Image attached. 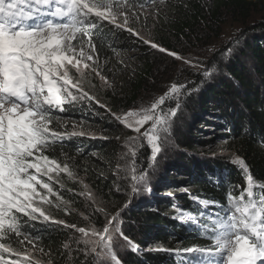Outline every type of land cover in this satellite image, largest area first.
<instances>
[{"label": "trees", "instance_id": "1", "mask_svg": "<svg viewBox=\"0 0 264 264\" xmlns=\"http://www.w3.org/2000/svg\"><path fill=\"white\" fill-rule=\"evenodd\" d=\"M116 1L139 9L159 6L153 36L169 51L196 41L207 42L210 35H227L229 24L245 28L238 32L240 38L220 46L208 59L205 71L215 69L211 76H205V71L192 77L183 75L188 76L187 88L181 93L194 90L182 96L172 117L177 123L165 152L153 159L149 145L138 149L140 174H146L149 184L146 181L140 189L136 186L138 190L130 199L115 190L114 163L116 149L124 145L123 124L107 109L117 113L134 110L152 99L148 93L157 80L168 82L179 73H175V61L161 57L108 21L90 29L96 33L92 55L99 76L85 71L83 77L75 74L70 78L79 81L82 92L94 99L66 103L64 112L53 113L49 125L56 132L83 135H65L62 143L44 150L43 154L55 158L61 167L67 164V171H54L47 178L52 193H48L44 211L49 220L25 217L27 240L14 233L0 236V243L19 253L9 257L0 252L6 259H18L21 264H116L108 255H101L95 263V258L75 250L73 229L64 226H83L81 220L87 216L94 219L97 211L85 195L88 190L110 210H120L125 203L120 212L125 218L119 227L123 236L116 233L112 239L120 264H195L199 256L184 250L212 245L197 223L221 212L229 192L235 196L246 187L245 169L239 161L254 181L264 184V0ZM71 90L76 94L75 88ZM165 103L167 108L175 107V102ZM98 126L105 138L91 134ZM217 145L223 149L221 155L201 152ZM204 153L208 157L202 156ZM253 190L259 192L260 188Z\"/></svg>", "mask_w": 264, "mask_h": 264}, {"label": "snow or ice", "instance_id": "2", "mask_svg": "<svg viewBox=\"0 0 264 264\" xmlns=\"http://www.w3.org/2000/svg\"><path fill=\"white\" fill-rule=\"evenodd\" d=\"M131 8L129 5L130 10L120 11L119 6L113 9L112 0H0V236L14 233L16 236L24 235L27 240L28 234L23 228L28 220L39 217L50 219L36 206V198L42 202L47 199L38 192L37 185L47 189L48 193H52V188L30 170L40 172L43 168L44 174L54 170L67 171V164L61 167L55 158L44 155V150L55 143H62L65 135H83L75 131L56 132L49 125L54 118L53 113L57 110L64 112L66 103L85 97L94 99L87 92H82L79 81L73 82L67 68L71 65L80 71L77 48L81 57L93 60V55L84 50L87 46L90 52H95L96 33L90 29L100 27L107 20L144 44L177 59H184L145 39L131 27L129 17L139 19ZM118 18L122 19L117 22ZM78 33L77 44L73 45L71 41L77 39ZM184 63L193 68L202 67L191 59H184ZM83 67L89 68V64L84 63ZM213 71L215 69H209L204 75L211 76ZM80 75L83 77L84 73L80 71ZM96 75L99 76V72ZM100 78L107 83L106 78ZM72 88L76 89V94ZM181 88L186 89L187 86L173 84L147 107L124 113L107 110L117 122L137 133L151 121L150 131L143 135L155 159L162 150V143H166L171 134L172 117L180 107L182 96L194 90L180 93ZM166 98L175 100V107H161ZM129 117L132 119L129 120ZM239 163L245 169L246 187L235 196L229 192L227 204L221 212L211 214V219L202 224L197 223L212 245L184 250L201 254L202 258L197 259L195 264H264V184L254 181L242 160ZM132 171V181L138 184L144 180L145 173L137 176L135 168ZM136 184L133 191L138 190ZM256 187L260 188L259 192L253 190ZM211 203L215 205L214 201ZM118 216L117 213L111 218L106 217L107 222L101 229L90 225L86 230L85 227L76 228L74 224H64L63 221L54 222L75 228L82 234L76 243L84 245L81 251L85 257L89 254L96 257L108 255L116 264H120L112 247L113 235L120 233L123 236ZM19 243L23 244L24 240ZM0 252L8 253L9 257L19 255L10 245L3 243H0ZM24 260L27 261L28 257L25 256ZM0 264H21V261L0 255Z\"/></svg>", "mask_w": 264, "mask_h": 264}, {"label": "rangeland", "instance_id": "3", "mask_svg": "<svg viewBox=\"0 0 264 264\" xmlns=\"http://www.w3.org/2000/svg\"><path fill=\"white\" fill-rule=\"evenodd\" d=\"M113 3V9L117 8L119 6V10L120 11H126V10H130L129 9V5L125 4L122 1H112ZM147 8H141L139 9L138 7H133L131 8L132 11H135L136 16L139 17V19H135L134 17H129L130 20V26L133 27L136 31H138L140 33L141 36H143L145 39L150 40L151 42L156 43V39L153 36V29H154V23L153 20H155L156 18H158L161 8L159 6H152V5H148L146 6ZM120 19L122 18H118L117 22L120 21ZM107 21V20H105ZM134 21V22H133ZM239 26V25H238ZM245 26L242 25L240 28L238 27H233L231 26V24H229V27H226V31H227V35L221 34V36L215 37V35H210L209 36V40L207 42L205 41H201V43L199 42H193L191 44H187V46L183 45L182 47H177L175 48V50L173 51H168L169 52H174L176 54H178L180 57L184 58V59H191L193 62H198L200 65H202V67L200 68H193L192 66L185 64L184 63V59H180V60H176V58H170V57H175L172 55H168L167 52H161L159 51L158 48H153L154 50H156L159 55L161 57H169V59L167 60H173L175 61L174 64V68H177V71L175 73H179V75L177 76H173L171 77L170 81L166 82V80L164 79H159L154 83L156 86L154 87V89H152L150 91V93H148V96H151L152 99L149 100L148 102L145 103H140L134 110L139 109L141 107H147L151 103V102H155L159 97L163 96L170 88L173 84L176 85H185V80L188 76H183V75H189L191 74L190 77L192 76H196L199 75V72L201 71H205L206 68V63L208 61V59L210 57H212L213 54H216L217 51L219 50V47L225 44H228L231 40H235L240 38L238 35V32L240 34V31L244 30ZM224 31V29H223ZM139 43H143L141 40H139L137 37H135ZM79 39V33L77 34V39L71 41L73 45L77 44V41ZM144 44V43H143ZM158 44V43H156ZM147 46H150L149 44H145ZM160 47H162L160 44H158ZM151 47V46H150ZM152 48V47H151ZM163 48V47H162ZM166 49V48H164ZM85 52L88 54H92V52H90V49L85 46ZM76 58L79 59L81 61L80 63V71H82L83 73L85 71H93V69H95V72L97 71L96 67H95V61L94 59L92 61H89L86 59V57H81L79 55V48H77L76 51ZM87 63L89 64V68H84L83 64ZM164 64H162V68ZM167 69L170 68L169 64H167ZM68 68V73L70 74L69 77L75 75V74H80V71H77V69L75 67H72L71 65L67 66ZM176 75V74H174ZM107 81V80H106ZM108 82V81H107ZM181 91H184V88L179 89V92L181 93ZM155 92V93H154ZM159 92V94H158ZM161 92V93H160ZM154 93V94H151ZM166 102L167 101H172L175 102V100H168L167 98L165 99ZM171 103V104H172ZM170 104V106H171ZM161 107L167 109V103H164V105H162ZM157 112H159V109H157ZM129 120H131L132 118L129 117ZM175 123H177V121L173 120L171 121V129L172 127L175 126ZM151 128V121L147 122L143 127H141V130L139 133L135 132L134 130H132L131 128L125 127V125H123V141H124V145L122 146V149L120 147V149H116L117 153L115 155L116 160L114 165L116 166V178H117V183L115 184V190L118 193H126L127 198L130 199L132 193H133V185L136 184V182L131 180V176L133 175V171L132 169L135 168V175L139 176L140 175V168H139V163H138V149L142 148L140 146H148V142L145 138V136L143 135L146 131H150ZM94 132L91 134H95L96 136L99 137H103L105 138V133H102V127L98 126V128H93ZM157 131H159V128L157 129ZM111 133H107V135L109 136ZM161 135H164L163 133H160ZM169 137L167 138V142L166 143H162V153L165 152V148L169 145ZM131 138V139H130ZM130 139V140H129ZM120 138H118L117 142H120ZM127 141H129L127 143ZM150 151V150H149ZM202 151L205 152H209L212 154H216V155H221L223 152V149L221 147V145H217V146H209L208 148H203ZM134 153V155H133ZM153 170V169H152ZM32 172H34L37 175V178L39 180H41L44 183H47V178L49 175L52 174V172L48 173V174H44V169L42 168L40 172H36L35 169L30 170ZM146 180H144L143 182L136 184V186H139V189L145 185L146 181L149 179L148 177L146 178ZM146 184H149V182L147 181ZM129 189V190H127ZM37 190L38 192H40L42 195H45L46 197H48V192L47 189H42L39 185H37ZM141 191V190H140ZM85 195H87V199L90 202V204L93 206V209L96 210L97 212H94V219H91V217H88L86 219H82V224H84L83 226H76V228L79 227H85L86 230L88 229V227L90 225H94L97 229H101L103 227V225L107 222L106 221V217L111 218L112 216H116V214L118 213V219L120 221L119 223V227L123 226V221L124 218L121 215V210L124 206V204L122 205V208L120 210H113V209H108L107 206L105 205L104 202L98 200L91 192H89L88 190H85ZM140 193V192H139ZM137 193V194H139ZM133 197H136V194H133ZM46 205L45 201H40L38 198H36V206H39L41 208L42 211H44V206ZM99 209H103V211H99ZM128 211V210H126ZM45 213V211H44ZM126 216V213L124 214ZM113 224H115V221H113ZM73 229V233H74V249L77 250L78 252H82L81 249L84 248L83 244H77L76 240L79 239L81 237L82 234H80L78 231H76L75 228ZM83 253V252H82ZM84 254V253H83ZM87 257H92L95 263L101 258V256L96 257L95 254H89Z\"/></svg>", "mask_w": 264, "mask_h": 264}, {"label": "water", "instance_id": "4", "mask_svg": "<svg viewBox=\"0 0 264 264\" xmlns=\"http://www.w3.org/2000/svg\"><path fill=\"white\" fill-rule=\"evenodd\" d=\"M202 156H206V157H208V153H204V154H202Z\"/></svg>", "mask_w": 264, "mask_h": 264}]
</instances>
